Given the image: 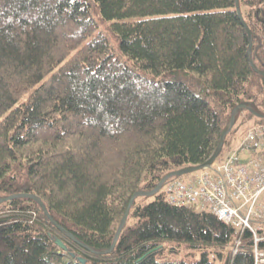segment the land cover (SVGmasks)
Here are the masks:
<instances>
[{
  "label": "trees",
  "instance_id": "trees-1",
  "mask_svg": "<svg viewBox=\"0 0 264 264\" xmlns=\"http://www.w3.org/2000/svg\"><path fill=\"white\" fill-rule=\"evenodd\" d=\"M239 6L251 34L237 0H0V264H254L166 200L182 175L138 202L264 124V0Z\"/></svg>",
  "mask_w": 264,
  "mask_h": 264
},
{
  "label": "built area",
  "instance_id": "built-area-1",
  "mask_svg": "<svg viewBox=\"0 0 264 264\" xmlns=\"http://www.w3.org/2000/svg\"><path fill=\"white\" fill-rule=\"evenodd\" d=\"M164 192L170 204L209 211L232 226L234 253L243 249L250 231L254 264H264V124L248 127L223 158L169 181Z\"/></svg>",
  "mask_w": 264,
  "mask_h": 264
},
{
  "label": "water",
  "instance_id": "water-1",
  "mask_svg": "<svg viewBox=\"0 0 264 264\" xmlns=\"http://www.w3.org/2000/svg\"><path fill=\"white\" fill-rule=\"evenodd\" d=\"M237 10H238V13H239L241 19L243 20V23H244V25H245V27H246L248 33L251 34V30H250L248 24L245 22V20H244L243 17H242V13H241L240 6H239V0H237ZM233 125H234V118L232 117L230 127H229V129H228V130L224 133V135H223V138H222V140H221V144H220V146H219V150H218V152L215 153V154H214V155H213L208 161H206L204 164H201V165H198V166H190V167H188V168H186V169H184V170H182V171L172 172V173L166 175V176L161 180V182H159L158 186H157L154 190L149 191V192H147V193H143V194H153V193H156L157 191H159V190L162 188L164 182H165L169 177H171V176H177V175L179 176V175H185V174H188V173H192V172H195V171H198V170L202 169V168L205 167V166H209L210 164H212V163L215 161V159H217V157L219 156V153H220V151L222 150L223 145H224L225 137H226V135H228V133L231 131V129L233 128ZM20 195H22V194H20ZM7 199H9V198H7ZM39 202H40V204H41L43 210L45 211V213H46L47 215H49V212H48L46 206L44 205V203H43L42 201H39ZM131 205H132V202L130 203V205H129L128 209H127V212H126V214H125V216H124V218H123V220H122V222H121V224H120V226H119V228H118L115 242L117 241V239H118V237H119V235H120V233H121V231H122V229H123V226L125 225V223H126V221H127L128 214H129V211H130ZM49 216H50V215H49ZM50 218L52 219V217H50ZM56 243H57L61 248H63L64 250H67V249H68L67 246L64 244V242H63L60 238H57V239H56ZM81 261H82L83 263H86V260H84V259H82Z\"/></svg>",
  "mask_w": 264,
  "mask_h": 264
},
{
  "label": "rangeland",
  "instance_id": "rangeland-1",
  "mask_svg": "<svg viewBox=\"0 0 264 264\" xmlns=\"http://www.w3.org/2000/svg\"><path fill=\"white\" fill-rule=\"evenodd\" d=\"M249 120H250V119H249ZM255 120H256V117L252 118V119L250 120V122H254ZM250 122H248L247 124H245L244 129H247V128H248V126L251 124ZM239 125H240V121H239V118H237V121H236V127L239 126ZM245 131H246V130H245ZM245 131L243 132V134L245 133ZM243 134H242V135H243ZM241 137H242V136L240 135V136L237 137L236 140L233 141L232 148H234V147L236 146V144L238 143V140H239ZM232 148H231L230 150H232ZM230 150H229V151H230ZM225 154H226V153H225ZM225 154H224V155H225ZM153 199H154V195H153V194H146V195H142V196H140L138 202H141L142 204H146V203L151 202ZM56 235L59 236V237L63 236L62 234H59V233H57V232H56Z\"/></svg>",
  "mask_w": 264,
  "mask_h": 264
},
{
  "label": "bare ground",
  "instance_id": "bare-ground-1",
  "mask_svg": "<svg viewBox=\"0 0 264 264\" xmlns=\"http://www.w3.org/2000/svg\"><path fill=\"white\" fill-rule=\"evenodd\" d=\"M140 194H141V193H140ZM246 232H249V233L251 234V239L253 240L252 233H251L250 231H246ZM246 232H245V233H246ZM244 235H245V234H244ZM243 238H244V236H243ZM260 245H261L262 247H264V240L260 242ZM253 247H254V241H253ZM254 263H255V256H254Z\"/></svg>",
  "mask_w": 264,
  "mask_h": 264
}]
</instances>
